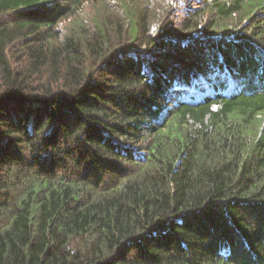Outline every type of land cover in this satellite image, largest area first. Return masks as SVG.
Returning <instances> with one entry per match:
<instances>
[{
  "label": "trees",
  "instance_id": "16d2710c",
  "mask_svg": "<svg viewBox=\"0 0 264 264\" xmlns=\"http://www.w3.org/2000/svg\"><path fill=\"white\" fill-rule=\"evenodd\" d=\"M0 264H264V0H0Z\"/></svg>",
  "mask_w": 264,
  "mask_h": 264
}]
</instances>
